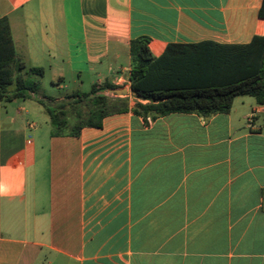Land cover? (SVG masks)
<instances>
[{
  "label": "crops",
  "instance_id": "crops-1",
  "mask_svg": "<svg viewBox=\"0 0 264 264\" xmlns=\"http://www.w3.org/2000/svg\"><path fill=\"white\" fill-rule=\"evenodd\" d=\"M262 2L0 0L17 58L64 92L55 102L109 83L129 108L57 133L45 106L37 124L0 99V264H264V104L143 117L129 87L132 40L155 57L245 44L264 34Z\"/></svg>",
  "mask_w": 264,
  "mask_h": 264
},
{
  "label": "trees",
  "instance_id": "trees-1",
  "mask_svg": "<svg viewBox=\"0 0 264 264\" xmlns=\"http://www.w3.org/2000/svg\"><path fill=\"white\" fill-rule=\"evenodd\" d=\"M264 18V0L259 9ZM149 38L131 41L129 87L132 94L146 103L136 101L135 115L153 118L174 112L197 113L209 117L227 112L237 96L248 95L264 104V34L254 35L245 44H223L206 40L198 43H171L163 53L153 56L148 48ZM16 56L11 30L6 18L0 19V99H31L40 90L42 67L30 66ZM117 88L103 83L93 85L89 92H75L71 97L87 99L91 108L87 119L77 124L71 133L83 126H101L109 114L129 110L127 100L118 98L109 104V96L98 93ZM47 99H55L47 96ZM46 108L51 125H59L55 108L39 100ZM63 113V112H61Z\"/></svg>",
  "mask_w": 264,
  "mask_h": 264
},
{
  "label": "rangeland",
  "instance_id": "rangeland-1",
  "mask_svg": "<svg viewBox=\"0 0 264 264\" xmlns=\"http://www.w3.org/2000/svg\"><path fill=\"white\" fill-rule=\"evenodd\" d=\"M29 67L28 64H25V68L22 70V73L24 74L27 68ZM25 76V74H24ZM26 77V76H25ZM40 80V90L38 93L35 95H32V98H36L39 100H43V103L46 105L55 108L58 118L65 120L64 123L60 124V132L61 133H66V132H72L74 127L79 124L84 122L87 117H88V111L91 108V104L87 99H80L78 97H71L70 95L63 97V99L59 100L58 102H55L54 99H47V96H60L64 95V92L62 90H59L56 88V86L52 85L50 82V77L46 73L43 77L39 78ZM67 85L69 86V90L76 88L75 84H73L72 81H68ZM82 91H88L89 87L88 86H81ZM107 95V94H106ZM109 96V104L114 103L115 100H117L119 97L117 96ZM120 98H123L122 96ZM127 100V98H123ZM37 100H32L28 102H22L21 99L19 100H12V101H3V103L7 106H12V107H18L20 104H23L26 106V109L30 110V115L29 116V121H32L34 123H39L38 119L34 117L33 113V108L36 106H44L40 101ZM42 109V114H43V108ZM47 112V111H46ZM63 112V113H61ZM24 113V112H23ZM45 115L48 116L47 113ZM53 129L58 130L57 125H51Z\"/></svg>",
  "mask_w": 264,
  "mask_h": 264
},
{
  "label": "water",
  "instance_id": "water-1",
  "mask_svg": "<svg viewBox=\"0 0 264 264\" xmlns=\"http://www.w3.org/2000/svg\"><path fill=\"white\" fill-rule=\"evenodd\" d=\"M108 94L110 95H116V96H121V95H126L127 89L126 88H111L106 90Z\"/></svg>",
  "mask_w": 264,
  "mask_h": 264
},
{
  "label": "built area",
  "instance_id": "built-area-1",
  "mask_svg": "<svg viewBox=\"0 0 264 264\" xmlns=\"http://www.w3.org/2000/svg\"><path fill=\"white\" fill-rule=\"evenodd\" d=\"M260 206H261L262 209H264V187L262 189Z\"/></svg>",
  "mask_w": 264,
  "mask_h": 264
}]
</instances>
